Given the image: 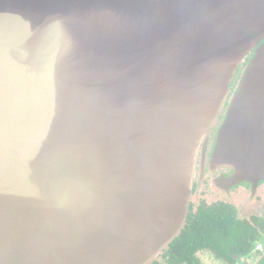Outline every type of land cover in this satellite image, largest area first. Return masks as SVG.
I'll return each mask as SVG.
<instances>
[{
  "label": "water",
  "instance_id": "water-1",
  "mask_svg": "<svg viewBox=\"0 0 264 264\" xmlns=\"http://www.w3.org/2000/svg\"><path fill=\"white\" fill-rule=\"evenodd\" d=\"M197 174L264 184V0H0V264H149Z\"/></svg>",
  "mask_w": 264,
  "mask_h": 264
},
{
  "label": "trees",
  "instance_id": "trees-1",
  "mask_svg": "<svg viewBox=\"0 0 264 264\" xmlns=\"http://www.w3.org/2000/svg\"><path fill=\"white\" fill-rule=\"evenodd\" d=\"M264 242V219L239 218L232 205L191 208L181 235L171 243V264H204L199 253L212 251L225 264L258 259V243Z\"/></svg>",
  "mask_w": 264,
  "mask_h": 264
},
{
  "label": "flooded vegetation",
  "instance_id": "flooded-vegetation-1",
  "mask_svg": "<svg viewBox=\"0 0 264 264\" xmlns=\"http://www.w3.org/2000/svg\"><path fill=\"white\" fill-rule=\"evenodd\" d=\"M217 174L216 176H219ZM214 177L213 176H201L197 174V177L194 181L193 186V198L190 202L189 211L191 208L197 209L200 206L204 207H211L216 204H223V205H232L236 208L239 218L246 221H255L257 219H264V185H262L255 193L246 190L243 187H240L238 190H234L231 192H215L211 188V181ZM243 201L246 206H249L248 210L253 213L251 216L243 218L240 214V204ZM186 226V223L184 227ZM205 253L212 251H204ZM172 249L171 245L165 248L163 251L160 252L159 256L151 260L149 264H171L172 260ZM202 253V252H201ZM199 253V254H201ZM215 254V253H214ZM264 251L258 257V259L253 260L252 264H256L260 258L263 256ZM216 255V254H215ZM200 259V258H199ZM249 263L248 261L245 263ZM259 264H264V258L261 260Z\"/></svg>",
  "mask_w": 264,
  "mask_h": 264
},
{
  "label": "rangeland",
  "instance_id": "rangeland-1",
  "mask_svg": "<svg viewBox=\"0 0 264 264\" xmlns=\"http://www.w3.org/2000/svg\"><path fill=\"white\" fill-rule=\"evenodd\" d=\"M245 69V68H244ZM244 69H242L241 70V72H240V74H239V76H238V78H237V80H236V82H235V85L233 86V88H232V90H231V93L234 95L237 91L236 90H238L237 89V87H238V82L240 81V79H242L243 77H242V75H243V71H244ZM195 181V180H194ZM264 185V184H263ZM261 187V186H260ZM259 187V188H260ZM243 188H245V187H243ZM246 190H247V187L245 188ZM258 190V189H257ZM256 190V191H257ZM255 191V192H256ZM216 192H223V191H216ZM254 192V193H255ZM192 198H193V195H192ZM192 198H191V200H192ZM191 202V201H190ZM244 202L245 201H243L242 203H241V201H240V204H239V207L241 208V210L242 211H248L250 214H253V213H255V212H251L250 210H247L248 208H249V206H246L245 204H244ZM246 217H249L248 215L247 216H245V217H243V218H246ZM199 256V258H200V260L204 263V264H225L224 263V261H222L221 259H219L214 253H210V252H207V253H205V252H202L201 254H199L198 255ZM249 263H247V264H252L253 262L251 261V260H249L248 261Z\"/></svg>",
  "mask_w": 264,
  "mask_h": 264
},
{
  "label": "built area",
  "instance_id": "built-area-1",
  "mask_svg": "<svg viewBox=\"0 0 264 264\" xmlns=\"http://www.w3.org/2000/svg\"><path fill=\"white\" fill-rule=\"evenodd\" d=\"M263 251H264V242H260L257 244L255 252L262 253ZM249 260L253 261L254 257H251V259L247 258V259L239 260L236 264H245Z\"/></svg>",
  "mask_w": 264,
  "mask_h": 264
}]
</instances>
